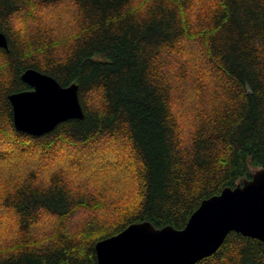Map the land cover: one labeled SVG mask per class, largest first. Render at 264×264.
I'll return each mask as SVG.
<instances>
[{"label":"trees","instance_id":"16d2710c","mask_svg":"<svg viewBox=\"0 0 264 264\" xmlns=\"http://www.w3.org/2000/svg\"><path fill=\"white\" fill-rule=\"evenodd\" d=\"M0 30V264H97L99 240L184 228L264 168V0H0ZM29 68L76 83L84 117L18 130L9 95ZM110 177L133 185L96 186ZM196 264H264V241L231 231Z\"/></svg>","mask_w":264,"mask_h":264},{"label":"water","instance_id":"95a60500","mask_svg":"<svg viewBox=\"0 0 264 264\" xmlns=\"http://www.w3.org/2000/svg\"><path fill=\"white\" fill-rule=\"evenodd\" d=\"M8 46L0 30V47ZM21 77L31 89L9 95L18 130L39 136L63 121L84 117L76 83L63 86L36 68ZM231 231L264 241V168L204 199L184 228L156 227L145 220L99 240L97 264H196L215 253Z\"/></svg>","mask_w":264,"mask_h":264},{"label":"rangeland","instance_id":"374dc122","mask_svg":"<svg viewBox=\"0 0 264 264\" xmlns=\"http://www.w3.org/2000/svg\"><path fill=\"white\" fill-rule=\"evenodd\" d=\"M71 10H74V8H73V6H72V4L70 3V1L69 2H66V3H63L62 5H59L58 7H57V9H55L54 11H53V20L54 21H56V23H58L60 26H59V30L62 32V31H68L69 30V27H68V25H69V23H70V20L71 19H69L70 17H71V15L69 14L70 13V11ZM21 24V23H20ZM22 25V24H21ZM190 48V47H189ZM189 50V53L190 54H195V52H196V48L195 49H193V48H191V49H188ZM183 59H185V58H183ZM108 143H110V141L108 142ZM1 144V143H0ZM110 144H112V143H110ZM1 146V145H0ZM112 146H114V145H112ZM116 150V149H115ZM66 154V152L64 151V150H62L61 151V154H60V157H64V155ZM93 154V153H92ZM108 154V153H107ZM110 154V153H109ZM108 154V155H109ZM111 155H115V151H112V153H111ZM93 157L95 158V160L96 161H98V163L99 162H103V160H104V157L105 158H114V157H107V156H104V157H102V158H99L98 156H95L94 154H93ZM92 162V160L91 159H89V158H87L86 159V162H85V165H87V164H89V163H91ZM96 166V165H95ZM112 168H110V169H106V170H104V171H107V172H111L112 170H111ZM74 174H77V175H75V176H79V177H81V174H79L77 171L76 172H74ZM98 176V175H97ZM122 176L125 178V176L122 174ZM79 177H77V178H79ZM127 180H129V179H127ZM99 182L98 183H96V186L98 185V184H102L103 182H105L106 183V186H107V189L110 187L109 186V182H111V177H110V179H108V178H106V179H104V180H98ZM125 184H126V181H125ZM125 184H123L122 185V187H117V186H115V189L114 188H112L111 187V189L110 190H112V191H116V192H118V191H120V189L122 190V189H126L127 188V185H125ZM132 185H133V183L130 181V183L128 184V188H127V190H130L131 189V187H132ZM97 187H99V186H97ZM134 187H135V185H134ZM118 188H120L119 190H118ZM12 227V222H10V223H8L7 224V227H5V229H2L1 230V234L2 235H5L6 234V236L9 234V232H10V228ZM2 228H4V227H2ZM4 231V232H3Z\"/></svg>","mask_w":264,"mask_h":264},{"label":"bare ground","instance_id":"6f19581e","mask_svg":"<svg viewBox=\"0 0 264 264\" xmlns=\"http://www.w3.org/2000/svg\"><path fill=\"white\" fill-rule=\"evenodd\" d=\"M55 127H56V126H55ZM55 127H54V128H55ZM54 128H53V129H54ZM53 129H52V130H53Z\"/></svg>","mask_w":264,"mask_h":264}]
</instances>
